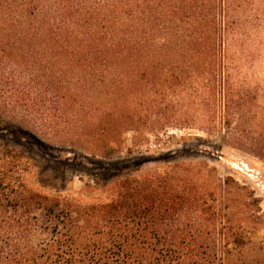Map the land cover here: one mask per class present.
Listing matches in <instances>:
<instances>
[{"label": "trees", "instance_id": "16d2710c", "mask_svg": "<svg viewBox=\"0 0 264 264\" xmlns=\"http://www.w3.org/2000/svg\"><path fill=\"white\" fill-rule=\"evenodd\" d=\"M241 1L0 0V96L32 120L58 115L91 152L128 132L215 135L217 114L228 125L243 111L225 68ZM3 160L0 264H245L234 252L246 234L213 194L170 191L167 172L80 206L28 191L26 161Z\"/></svg>", "mask_w": 264, "mask_h": 264}, {"label": "rangeland", "instance_id": "374dc122", "mask_svg": "<svg viewBox=\"0 0 264 264\" xmlns=\"http://www.w3.org/2000/svg\"><path fill=\"white\" fill-rule=\"evenodd\" d=\"M239 11L233 17L237 31L225 46V68L243 111L228 125L217 114L215 135L200 131V124L157 136L128 132L121 143L91 152L63 136L58 115L50 125L32 120L0 96V167L5 152L18 154L26 161L22 180L28 191L80 206L108 204L125 181L167 172L168 190L209 191L220 214L228 213L231 225L245 232L246 245L235 259L264 264V0H242Z\"/></svg>", "mask_w": 264, "mask_h": 264}]
</instances>
